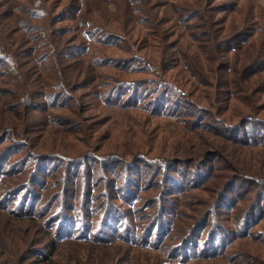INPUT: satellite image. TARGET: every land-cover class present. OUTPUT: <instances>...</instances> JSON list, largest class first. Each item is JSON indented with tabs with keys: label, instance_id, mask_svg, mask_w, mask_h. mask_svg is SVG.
Returning a JSON list of instances; mask_svg holds the SVG:
<instances>
[{
	"label": "trees",
	"instance_id": "1",
	"mask_svg": "<svg viewBox=\"0 0 264 264\" xmlns=\"http://www.w3.org/2000/svg\"><path fill=\"white\" fill-rule=\"evenodd\" d=\"M260 5L0 0V264H264Z\"/></svg>",
	"mask_w": 264,
	"mask_h": 264
},
{
	"label": "rangeland",
	"instance_id": "2",
	"mask_svg": "<svg viewBox=\"0 0 264 264\" xmlns=\"http://www.w3.org/2000/svg\"><path fill=\"white\" fill-rule=\"evenodd\" d=\"M54 1L55 0H52V2L54 3ZM260 7H262V8H264L262 5H260ZM126 8H128V7H125V8H122V12H124L125 11V13H127L128 11L127 10H125ZM109 10L110 11H112L113 12V10H114V8L113 7H110L109 8ZM231 24H234V25H236L233 21H229V23H228V27L231 25ZM239 25H241V21H239ZM141 27V26H140ZM183 39H185V41H186V43L188 42V40L191 42V43H193V45H194V42H192L191 41V38H186L185 36H184V38ZM235 46H237V43H235ZM242 51V50H241ZM241 51H236V53H235V55H234V57H233V60H232V54H229L228 55V65L230 66V64L231 63H233L235 60H237V58H238V62H237V64H239L240 63V61L242 62V60L244 59V56H245V53L244 52H242L241 53ZM238 52V53H237ZM200 57H201V59H205V57H203V54H201L200 55ZM240 65V64H239ZM229 70V69H228ZM227 73V72H226ZM227 74H230V73H227ZM226 74V75H227ZM10 79H11V77H7L6 79H3L1 82H3V81H6L7 83L10 81ZM193 83V85H196L194 82H192ZM165 100H166V102L167 101H169V97H166L165 98ZM177 101V103H178V101L179 100H176ZM168 108H166V110H167ZM205 120H208L209 119V117H207V115H206V118H204ZM151 123L154 125V122L151 120ZM176 123L177 122H172V121H168V120H160V122L158 123V125H157V130H156V132L158 133V134H162V132L163 133H169V129H172V128H176L177 127V125H176ZM185 123V122H184ZM205 134V133H204ZM243 137V136H242ZM227 144V143H226ZM235 147V153L236 154H238V155H240L241 156V158H240V160H243V158L245 159V162L246 161H253L254 163H255V165L259 168V169H264V168H262L261 166H260V163H259V161L256 159V157L255 156H253L252 154H251V151H250V149L249 148H246V147H243V146H241V145H239V146H234ZM252 152H255L256 150H261L262 152H264V149H262V148H259L258 146H252ZM230 164V166H231V163H229ZM229 164H225L220 158H214V159H210V162H209V164H208V167H207V171H206V174H208V172L213 168V167H216V166H218V165H222L223 167H229ZM229 173H231V172H229ZM264 175V174H263ZM221 181V177H218L215 181H214V184H216L217 182H220ZM240 185H242V184H240ZM170 186H172V185H170ZM172 187H174V188H176L175 186H172ZM261 189L262 190H264V186L263 187H261ZM171 191L173 192V193H176L177 192V189H171ZM235 200V199H234ZM237 201V200H236ZM238 203V202H237ZM264 211V210H263ZM233 213V212H232ZM233 218H231V220H232ZM237 246H242V245H237ZM147 256H150L149 257V263H143L142 261H141V263L142 264H158V262H159V260H160V257L157 259L156 258V254L155 253H151V252H149L148 254H147ZM141 259H142V257H141ZM219 264H223V262H220Z\"/></svg>",
	"mask_w": 264,
	"mask_h": 264
}]
</instances>
